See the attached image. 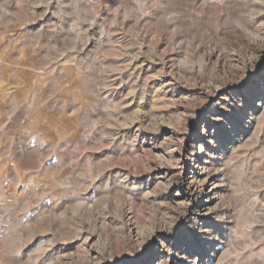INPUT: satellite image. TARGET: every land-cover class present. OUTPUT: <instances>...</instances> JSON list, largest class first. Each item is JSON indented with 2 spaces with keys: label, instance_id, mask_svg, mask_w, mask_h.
Wrapping results in <instances>:
<instances>
[{
  "label": "rangeland",
  "instance_id": "obj_1",
  "mask_svg": "<svg viewBox=\"0 0 264 264\" xmlns=\"http://www.w3.org/2000/svg\"><path fill=\"white\" fill-rule=\"evenodd\" d=\"M0 264H264V0H0Z\"/></svg>",
  "mask_w": 264,
  "mask_h": 264
}]
</instances>
